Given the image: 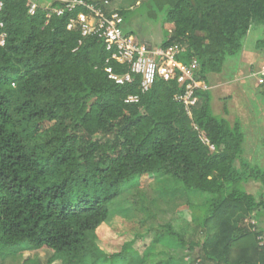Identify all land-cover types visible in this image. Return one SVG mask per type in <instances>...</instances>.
<instances>
[{"label": "trees", "instance_id": "1", "mask_svg": "<svg viewBox=\"0 0 264 264\" xmlns=\"http://www.w3.org/2000/svg\"><path fill=\"white\" fill-rule=\"evenodd\" d=\"M0 2V264H39L42 250L53 253L49 263L148 264V251L106 254L97 232L123 185L155 174L207 208L198 221L188 201L176 224L163 225L177 243L165 246L188 251L191 264H264V161L244 157L241 123L213 113L210 91L197 92L188 117L176 81L158 79L141 95L140 77L110 79L107 67L129 69L110 60L105 40L68 30L80 9L47 19L61 1L39 0L33 16L28 0ZM143 2L172 27L161 47L184 46L178 60L196 59L208 87L229 57H241L252 26L264 28V0ZM255 48L264 50V34ZM130 95L140 101L127 104ZM176 247L152 253L156 263L178 257Z\"/></svg>", "mask_w": 264, "mask_h": 264}, {"label": "rangeland", "instance_id": "2", "mask_svg": "<svg viewBox=\"0 0 264 264\" xmlns=\"http://www.w3.org/2000/svg\"><path fill=\"white\" fill-rule=\"evenodd\" d=\"M143 1L113 0L112 6L126 11L125 32H132L134 36L149 44H160L168 38L171 29L166 21V15L150 3H144ZM135 2L140 3L136 4ZM263 34L264 28L254 24L246 38L244 49L252 50V46L255 47L257 42L263 38ZM242 66L240 57H229L223 72L212 75L210 82L228 83L227 86L212 92L213 102L217 94L224 93L226 96H231L226 98L227 100H222L224 105L220 101L215 102L213 110L215 109L223 114L224 109H229L230 112L226 118L229 120L235 119L236 122L242 123L246 136L250 128L256 132L257 138L255 137L254 141L257 142L254 143V146L257 152L250 159L252 163L259 162L263 157L259 155L261 153L260 149L263 148L262 144L258 143L260 137L264 136V128L262 127L264 114L261 104H264V99L256 94L254 90L260 79L252 75L250 69L246 74L247 76L251 75L250 77H244V73L239 74V71L243 68ZM260 67V64H255L254 72H259ZM236 78L239 81H236ZM218 117L223 118L222 116ZM247 140L246 138V142ZM172 186L173 181L162 174L138 176L125 183L122 187L123 193L121 196L110 205L108 220L97 232L99 247L108 255L120 252L125 246L132 248L139 254L148 251V264H157L159 258L152 253L155 251L160 253V249L167 248L169 250L168 247L173 249L177 246H173L172 243L167 244L168 247L165 246V243L175 241L170 235L168 236L163 225L166 223H170L172 226L176 224L174 223V219H176L174 217L179 216L177 212L187 210L188 201L194 204V206L189 205L188 207H192L191 212L197 216L198 221L204 218V212L207 210L206 207L200 206L198 196L194 192L186 194L181 188ZM250 188L254 193L258 189L255 186H250ZM155 240H157L156 243ZM175 244L177 243L175 242ZM175 253L178 257H172L170 260H168L169 257L165 258L166 260L163 259L162 264H191L189 256H187L188 251L177 248ZM29 255L30 253L25 254L24 259L37 257L39 264H62L60 259L49 263L53 256V253L49 250H42L36 257L33 254ZM140 258L142 259V257ZM21 262L22 259H17L13 264H21Z\"/></svg>", "mask_w": 264, "mask_h": 264}, {"label": "built area", "instance_id": "3", "mask_svg": "<svg viewBox=\"0 0 264 264\" xmlns=\"http://www.w3.org/2000/svg\"><path fill=\"white\" fill-rule=\"evenodd\" d=\"M29 1V14L35 15L40 9L39 0ZM63 3L60 8L48 9L47 19L52 15L63 16L65 13H74L80 9L76 17L68 24V30L79 27L82 37H95L105 40L106 49L111 53L112 61L128 67L126 74H117L109 66L106 68L108 77L118 85L130 84L135 77H140L141 95L148 93L158 79L164 81H176L181 91L174 96V100L182 104L189 117H192V109L198 103L197 92L207 90V86L197 80L196 73L199 68L198 61L192 60L185 64L178 57L185 52V47L176 44L167 49H151L147 45L139 43L136 38L124 33V17L120 11L112 7L110 0H59ZM3 3L0 2V9ZM3 27V23H0ZM5 34H2L0 45L5 44ZM81 44V41L79 42ZM109 62V61H108ZM254 76L264 82V66ZM140 95H130L126 98L127 104L138 103ZM204 142L209 143L208 139ZM212 149L213 146L211 147ZM251 224L254 226L255 222Z\"/></svg>", "mask_w": 264, "mask_h": 264}, {"label": "crops", "instance_id": "4", "mask_svg": "<svg viewBox=\"0 0 264 264\" xmlns=\"http://www.w3.org/2000/svg\"><path fill=\"white\" fill-rule=\"evenodd\" d=\"M46 3V2H45ZM44 3V4H45ZM112 3V2H111ZM136 3V2H135ZM140 2H137L136 4H139ZM42 6H45V5H42ZM47 6V5H46ZM113 7V6H112ZM114 8V7H113ZM114 9H117V10H119V8H114ZM126 12V11H125ZM126 16V15H125ZM124 26H125V18H124ZM124 26H123V30H124ZM170 26V25H169ZM170 28L172 29V27L170 26ZM171 29H170V32H171ZM124 33L125 34H127V35H131V36H133L134 38H136V40L139 42V43H142V44H145V45H147L149 48H151V49H159V48H162L161 47V45H162V43L164 42H162V43H160V44H149V43H147L146 41H143V40H140L139 38H137L136 36H134V34L132 33V32H125V30H124ZM252 50H248V49H244V51H243V53H242V55H241V57H240V61H241V63L243 64V68H242V70H240L239 71V74H242V73H244V77H250L251 75H249V76H247L246 74H248V70L250 69V71H251V73H252V75H254V65L255 64H260L261 65V67H263L264 66V57H263V55H264V52H260V51H257L256 50V48L254 47V46H252V48H251ZM255 49V50H254ZM261 67H260V69H259V71L261 70ZM236 81H239V79L238 78H236ZM205 84V83H204ZM227 84L228 83H224V82H221V81H219V82H212L210 85H209V87L207 86V90L208 91H210V93H211V97H212V100H211V106H212V111H213V113L217 116V114H218V116H222L223 118H225V119H227L231 124H234V123H236V121H235V119H233V120H229L228 118H226V117H228V115H229V112H230V110L229 109H227L226 108V110L224 109V113L222 114L221 112H217L215 109L213 110V108H214V104H215V102H217V101H220V103L222 104V105H224L223 103H222V100H227L226 98H228V97H231L230 95H228V96H226V95H224V93H222V94H217L216 96H215V100H214V102H213V94H212V92L213 91H217L218 89H221L222 87H225V86H227ZM257 86V87H256ZM259 88H260V94L258 93V90H259ZM254 90H255V93L256 94H258L261 98H263L264 99V82L262 83V81L260 80L259 82H258V84H256L255 85V87H254ZM247 99H248V97H247ZM248 102H249V99H248ZM262 104V111H263V114H264V104L263 103H261ZM248 110V109H247ZM215 111V112H214ZM241 127H242V129H243V125H242V123H241ZM262 127L264 128V123H263V125H262ZM246 136V135H245ZM256 137V132H254V130L252 129V128H250V130L247 132V136H246V138L248 139L247 140V142L245 141V145H244V157L247 159V160H249V159H252V156H253V154L255 153L256 154V152H257V149L255 148V146H254V143H256L257 141L255 140L254 141V138ZM257 138V137H256ZM248 144V145H247ZM258 144H262V149H260V154L259 155H261V156H263L260 160H259V162L260 161H264V136H261L260 137V139H259V143ZM260 165L261 166H263L264 165V162H263V164H261L260 163ZM250 186H255L256 187V185H254V183L253 182H251V183H249V185H248V190H251V188H250ZM257 188V187H256ZM197 199H199V204H200V206H202V204H203V200H201V198H198L197 197Z\"/></svg>", "mask_w": 264, "mask_h": 264}, {"label": "bare ground", "instance_id": "5", "mask_svg": "<svg viewBox=\"0 0 264 264\" xmlns=\"http://www.w3.org/2000/svg\"><path fill=\"white\" fill-rule=\"evenodd\" d=\"M189 117V116H188Z\"/></svg>", "mask_w": 264, "mask_h": 264}]
</instances>
